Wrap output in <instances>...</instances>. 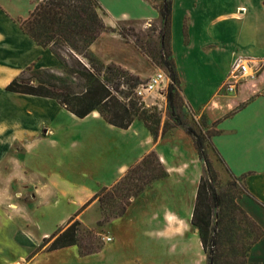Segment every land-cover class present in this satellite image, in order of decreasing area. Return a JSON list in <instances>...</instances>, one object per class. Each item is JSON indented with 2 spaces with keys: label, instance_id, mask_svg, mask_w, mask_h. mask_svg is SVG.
<instances>
[{
  "label": "crops",
  "instance_id": "1",
  "mask_svg": "<svg viewBox=\"0 0 264 264\" xmlns=\"http://www.w3.org/2000/svg\"><path fill=\"white\" fill-rule=\"evenodd\" d=\"M38 1L0 0L1 132L8 129L7 119L17 117L21 122L25 116L31 114L32 109H35L33 102L36 100L63 108L52 98L5 90L9 81L30 65L35 68L59 66L54 53L49 48L38 45L20 26V20L28 17ZM99 1L107 12L105 17L108 20L104 19L106 25L120 22L136 26L146 22L158 24L161 21L158 7L163 0ZM169 1L171 4L169 47L177 84L186 103V111L192 112L196 118L203 117L214 125L217 130L211 138L214 146L229 169L235 175L243 176L248 190L247 194H242L238 198V203L264 231V0ZM108 35L117 38L123 46L132 49L133 57L138 59V50L132 42H125L120 34ZM238 57L255 59L260 63V68L254 76L241 80L234 92H225L221 89V85L233 61ZM109 64L129 68L135 74L134 68L126 61H110ZM9 98L15 99L16 107L7 106L6 101ZM96 115L104 126L125 135V138L120 137L116 140L120 148L127 144L133 146L126 160L119 162L114 177L151 149L157 152L167 168L168 175L154 181L151 187L166 185L170 190L160 193V198L158 194L152 195L153 202L157 203L161 200V203L145 208V233L150 237L156 235L160 238L163 255L164 253L180 255L185 239L190 241L197 238L198 244L201 245L198 232L191 223L196 189L201 175V172H198L192 178L187 176L190 168L188 156L197 154L191 136L183 127L175 126L171 132L154 139L140 121H133L127 129H120L108 124L97 111L87 116ZM40 129L41 127L38 126L30 131L28 137L21 129L14 135L3 137L1 141L4 148L0 152V164L2 163L3 166L8 164L3 157L15 138L39 139ZM130 133L134 140L131 142L128 139L131 137ZM10 136L16 137H12L10 141ZM42 136H47V133ZM165 140L169 146L168 153L161 149V144ZM137 143L142 145L139 151L134 150L136 148L134 145ZM13 162L16 163V171L11 180L32 183L28 174H25V158H13ZM180 184L183 185V189H177V185L179 187ZM187 184L188 189L184 191ZM32 185L40 194V184L32 183ZM9 196L7 189L0 190V263L17 264L21 261V257L27 255L30 258L25 264H37L36 260L41 254L55 250L43 249L32 254L33 250L29 253L27 244L24 245L12 238L11 235L21 228L10 223L11 217L3 208ZM104 235L107 246H102L100 250L111 257V251L115 249L114 237L107 232ZM107 236L110 239H106ZM26 242L29 243L30 240ZM72 246L79 251L76 245ZM68 247L71 246L60 249ZM96 252L98 251L83 256L93 255ZM203 255L205 256L204 252ZM46 258L49 259L50 255ZM247 264H264V233L249 250Z\"/></svg>",
  "mask_w": 264,
  "mask_h": 264
},
{
  "label": "rangeland",
  "instance_id": "2",
  "mask_svg": "<svg viewBox=\"0 0 264 264\" xmlns=\"http://www.w3.org/2000/svg\"><path fill=\"white\" fill-rule=\"evenodd\" d=\"M104 19L108 20L105 16ZM118 25L124 27L128 34V38L122 36V40L132 42L137 48L138 59L133 57L132 49L123 46L117 38L108 35H119ZM161 26V21L158 24L146 22L136 26L120 22L107 25L108 29L102 32L83 53L79 54V57L85 63H88L89 59H95L104 64H109L110 61H126L134 68L135 74L129 68H123L134 75L137 74L136 76L139 78L134 87L135 90L139 84L146 82L149 76L151 77L159 70L167 71L161 61L159 36ZM168 38L167 30L163 48L166 52L169 50ZM57 70L60 71L58 67ZM127 87H121L123 92L118 95L124 101L130 102L133 97L127 95ZM167 96L168 85L165 84L140 96L143 107L147 113L152 114V125L159 132L165 123L170 126L175 121L171 117ZM6 103L9 107L17 106L14 98H9ZM33 103L35 109H32L31 114L25 116L21 122L17 117L7 119L8 129L0 131L1 152L4 148L1 141L3 137L14 135L19 129L24 130L28 137L30 131L35 130L38 126L41 127L39 139L19 140L15 138L16 136H10V141L13 139L12 137L15 140L3 157L8 164L4 166L2 163L0 164V190L7 189L10 195L7 198L8 202H4L3 208L11 217L10 223L14 226L19 225L21 228L11 235L12 238L24 245L27 244L30 253L39 246L43 237L61 231L67 221L72 218V221H80V244L93 247L102 244L103 247H106L105 232L113 236V243L115 242V249L111 251L114 256L111 254V257L108 253L103 254L102 249L93 255L83 256L75 246H71L41 254L36 260L37 264H207L197 238L190 241L185 239L180 255L166 253L163 255L160 238L156 235L150 237L145 233V208L160 205L161 200L156 203L151 200V197L153 194L154 196L158 194V198H160L162 193L170 190L166 185L156 188H152L150 185L131 201L123 214L112 217L101 225L98 224V221L102 219L103 214L96 200L76 215L83 203L92 197L93 193L97 192L102 185L108 182L105 187H110L125 173L128 167L121 171L117 177H114L117 174L119 162L126 160L131 154L133 146L127 144L120 148L116 140L120 137L125 138V135L104 126L100 118H96L99 117L98 115L78 118L63 108L53 107L39 100ZM137 103V105L140 104L139 101ZM186 109L179 85L175 84L173 90L174 115L194 128H201L202 131L214 130L213 124L207 122L203 117L196 118L192 112L186 111ZM133 121H140L144 124L137 118ZM173 128H170L166 133L171 132ZM46 133L47 136H42ZM129 135H131L128 137L130 142L134 141L132 134ZM166 141L162 142L161 149L168 153L169 146ZM205 145L207 156L218 172L217 178L220 186L229 187L228 182L233 180L232 177L208 142H205ZM134 146L136 151L142 147L138 143ZM13 158H25V174H28L32 183L40 184V194L37 193L36 187L31 182L11 180L16 171V163L13 162ZM188 158L190 168L187 171V176L192 178L198 172L202 174L204 164L197 154L196 156L190 155ZM239 183L240 179H237L236 184ZM179 188L183 189L184 187L180 184L179 187L177 185V189ZM187 189L188 184L184 191ZM12 238L10 237V239ZM27 240L30 242H26ZM76 246L78 247V245ZM43 249L46 250V246L40 248L38 252ZM47 255H50L49 259L46 258ZM28 258L30 257L27 255L21 257V261L17 264H25Z\"/></svg>",
  "mask_w": 264,
  "mask_h": 264
},
{
  "label": "trees",
  "instance_id": "3",
  "mask_svg": "<svg viewBox=\"0 0 264 264\" xmlns=\"http://www.w3.org/2000/svg\"><path fill=\"white\" fill-rule=\"evenodd\" d=\"M162 26L159 29L162 64L171 77L168 85L167 101L174 124H164L159 132L152 125V114L147 113L134 90L138 76L120 65L104 64L95 59L85 63L79 54L83 53L104 31L107 15L99 0H39L27 18L20 20L21 28L42 47L49 48L57 57L60 71L56 68L26 67L5 86L14 93L54 99L61 107L78 118L97 111L110 125L127 129L135 118L144 122L150 134L157 139L170 128L181 126L191 136L198 158L204 164L199 177L191 223L196 228L207 264H247V256L253 244L263 235V229L239 205L238 198L248 190L243 176H236L226 165L212 142L217 133L202 131L182 122L173 113V90L177 84L170 47H165L164 36L169 32L171 4L163 0L159 4ZM118 33L128 38L125 28L117 26ZM163 50V51H162ZM128 86L130 102L118 94L121 87ZM139 101V105H137ZM137 105V106H136ZM205 142L217 153L220 161L232 177L229 187H221L218 172L206 153ZM168 175L167 168L155 150L142 155L132 163L125 173L110 187H102L90 197L76 215L93 201L102 209V224L110 218L125 212L131 201L158 179ZM240 183L236 184V180ZM80 221L70 218L64 228L43 237L32 254L46 246V250H56L78 245L82 255L98 251L100 246H84L79 242ZM89 234V233H88Z\"/></svg>",
  "mask_w": 264,
  "mask_h": 264
},
{
  "label": "built area",
  "instance_id": "4",
  "mask_svg": "<svg viewBox=\"0 0 264 264\" xmlns=\"http://www.w3.org/2000/svg\"><path fill=\"white\" fill-rule=\"evenodd\" d=\"M260 68V63L255 59L238 57L236 58L229 72L221 85V89L225 92H234L236 90L237 84L248 77L254 76L258 69ZM172 83L171 77L167 71L160 70L153 76L149 77L146 82L139 84L135 88L137 95L142 96L144 93H149L156 90L163 84L169 85ZM106 239H110L109 236Z\"/></svg>",
  "mask_w": 264,
  "mask_h": 264
}]
</instances>
